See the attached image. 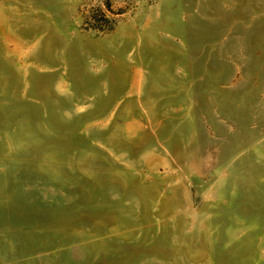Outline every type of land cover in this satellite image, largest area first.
I'll return each mask as SVG.
<instances>
[{"label": "rangeland", "instance_id": "obj_1", "mask_svg": "<svg viewBox=\"0 0 264 264\" xmlns=\"http://www.w3.org/2000/svg\"><path fill=\"white\" fill-rule=\"evenodd\" d=\"M0 264H264V0H0Z\"/></svg>", "mask_w": 264, "mask_h": 264}]
</instances>
